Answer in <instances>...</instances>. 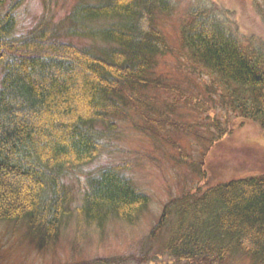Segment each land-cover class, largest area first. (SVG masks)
<instances>
[{
  "label": "trees",
  "instance_id": "obj_1",
  "mask_svg": "<svg viewBox=\"0 0 264 264\" xmlns=\"http://www.w3.org/2000/svg\"><path fill=\"white\" fill-rule=\"evenodd\" d=\"M41 1L38 22L16 34V4L0 0V221L23 222L44 249L74 213L102 227L131 222L147 206L126 161L89 171L76 194L65 182L108 153L118 122L153 141L165 139L160 126L184 122L175 118L176 101L157 98L167 90L182 95L155 72L158 58L172 53L160 20L174 10L173 0H74L57 21L49 0ZM198 2L179 27L186 66L210 75L206 92L227 113L264 128V40L241 38L226 11ZM163 226L162 254L173 264L230 257L264 264V174L216 181L169 201L148 238ZM148 252L142 246L132 257L145 262L154 255ZM127 258L94 263L129 264Z\"/></svg>",
  "mask_w": 264,
  "mask_h": 264
},
{
  "label": "rangeland",
  "instance_id": "obj_2",
  "mask_svg": "<svg viewBox=\"0 0 264 264\" xmlns=\"http://www.w3.org/2000/svg\"><path fill=\"white\" fill-rule=\"evenodd\" d=\"M173 1L174 10L160 20L172 53L158 58L155 72L166 83L180 86L182 95L167 90L157 98L176 101L175 118L184 125L160 126L157 129H162V133L165 130V139L153 141L130 123L120 121L108 153L84 167L77 176L65 179L76 194L78 181L83 183L89 171L104 164L126 161L130 166L126 173L131 181L148 195L147 206L131 222L112 219L102 227L87 225L74 213L64 221L56 241L44 249L31 241L23 222L0 221V264H97L95 259L125 256L129 264H173V257L162 254L168 238L167 226L148 238L165 204L216 181L264 174V128L235 112L227 113L217 95L209 96L206 92V85L212 84L210 75L186 66L188 57L179 38V27L189 7L198 1ZM10 2L16 4L14 33L23 34L41 17L42 1ZM49 3L53 19L57 21L69 11L74 0H49ZM199 3H216L226 11L241 38L255 35L264 40V0H199ZM70 40L78 45L86 44L84 39ZM142 246L154 254V258L148 256L153 261L142 259L140 262L134 258L140 255ZM222 264L245 262L230 257Z\"/></svg>",
  "mask_w": 264,
  "mask_h": 264
}]
</instances>
